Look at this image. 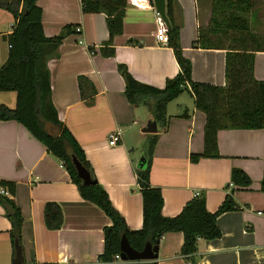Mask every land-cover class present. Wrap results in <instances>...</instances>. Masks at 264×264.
Returning a JSON list of instances; mask_svg holds the SVG:
<instances>
[{"label":"crops","instance_id":"obj_1","mask_svg":"<svg viewBox=\"0 0 264 264\" xmlns=\"http://www.w3.org/2000/svg\"><path fill=\"white\" fill-rule=\"evenodd\" d=\"M41 8L43 32L58 35L65 25L73 32L61 41L50 58L51 99L59 120L83 149L97 182L130 229L142 226V198L135 169L145 156L147 134L142 128L153 121L147 105H133L125 97V81L117 66L125 65L142 83L162 88L179 72L173 50L155 38L157 13L150 0H127L123 30L112 39L113 55L101 52L108 39L104 13H83L80 0H36ZM211 0H175L173 16L179 25V45L191 63L196 82L223 86L225 49L193 47L199 27L208 23ZM15 18L0 7V65L7 59L8 36ZM80 28L76 32V27ZM250 30L264 39V0L250 14ZM264 41V40H263ZM262 46V45H261ZM264 48V45L262 46ZM110 48V46H105ZM253 75L264 80V49L254 52ZM90 84L78 87V77ZM189 99L182 96L186 92ZM0 104L15 107L16 94L0 91ZM167 126L156 122L149 183L159 187L162 214L177 215L198 192L208 211L214 212L230 194L237 207L216 218L220 236L199 238L190 257L180 253L181 232L165 233L157 246V264H264V127L217 131V155L191 161L203 152L205 114L195 108L192 94L184 90L166 107ZM120 130L117 144L108 135ZM138 158V159H137ZM243 170L251 182L238 187L231 171ZM15 184L14 200L21 210V245L24 264H94L103 249V227L111 223L96 204L83 199L61 161L48 152L16 120H0V180ZM56 203L62 212L59 229H49L44 206ZM11 224L0 205V264L13 263ZM120 262V260H115ZM22 263V264H23ZM115 264V263H97Z\"/></svg>","mask_w":264,"mask_h":264},{"label":"trees","instance_id":"obj_2","mask_svg":"<svg viewBox=\"0 0 264 264\" xmlns=\"http://www.w3.org/2000/svg\"><path fill=\"white\" fill-rule=\"evenodd\" d=\"M260 0H211L208 23L199 27L193 47L225 49V78L223 86L196 82L191 78V63L182 54L179 45V25L173 16L175 0H165L166 15L170 22L167 30L168 46L172 48L179 72L168 78L162 88L135 80L123 64L117 66L125 81L124 94L135 106H149L153 121L163 129L167 126V104L184 90L189 91L196 109L205 114L203 129V152L191 154L190 160L201 156L217 155V131L229 128L254 129L264 127V80L253 75L254 52L263 50L264 39L250 30V14ZM152 3V0H150ZM127 0H80L83 13H104L108 39L101 52L113 55L112 39L123 30V17ZM0 7L8 10L15 18L13 30L8 36L7 59L0 65V91L16 94L15 107L0 104V120H16L40 142L48 152L59 159L76 185L80 196L96 204L109 217L111 223L103 227V249L97 263L157 264L155 260H120V239L125 235L130 246L141 250L146 242L157 245L168 232H181L183 242L180 253L191 256L196 251L199 238L214 239L220 236L216 218L223 212L235 209L230 194L225 196L216 211L210 212L203 195L189 199L175 216L162 214L163 197L159 187L149 183V171L157 134H147L145 142L144 168H136V181L142 198V226L130 229L124 217L111 203L105 189L97 182L93 170L86 160L83 149L70 130L59 120L51 99L50 73L47 62L57 54L62 39L73 32L74 25L67 24L55 36L43 32L41 8L36 0H0ZM110 48H105V46ZM262 45V46H261ZM90 84L86 77H78V87ZM75 157L88 171L93 183L85 185L77 176L72 162ZM231 182L238 187H247L251 180L241 169L231 171ZM0 205L9 220V231L13 256L15 241L21 246L23 216L14 200L15 184L0 180ZM264 194V171L260 182ZM44 221L49 229H59L62 212L54 202L44 206ZM23 254V250H22ZM94 263V264H97ZM24 264V263H23ZM190 264H195L190 260Z\"/></svg>","mask_w":264,"mask_h":264},{"label":"water","instance_id":"obj_3","mask_svg":"<svg viewBox=\"0 0 264 264\" xmlns=\"http://www.w3.org/2000/svg\"><path fill=\"white\" fill-rule=\"evenodd\" d=\"M156 13H158L161 19L164 21L167 28L170 27V22L166 15V2L165 0H152ZM142 131L145 133H155L157 131V126L155 122H148L143 128ZM72 162L76 169L77 176L82 180L83 184L88 185L93 183V180L90 178L88 171L79 163V161L73 157ZM147 159L145 156H141L137 162L138 168H144L146 166ZM15 256L13 258L14 264L23 263V254L22 248L15 241ZM120 259L125 260H154L157 258V245L152 246L149 242L144 244V247L141 250L133 249L126 236L122 235L120 239Z\"/></svg>","mask_w":264,"mask_h":264},{"label":"built area","instance_id":"obj_4","mask_svg":"<svg viewBox=\"0 0 264 264\" xmlns=\"http://www.w3.org/2000/svg\"><path fill=\"white\" fill-rule=\"evenodd\" d=\"M75 30L76 32H79L80 28L77 26ZM167 30L168 28L166 27L164 21L161 19L160 15L157 13V26L155 30V38L159 44L168 45ZM119 139H120V130L115 129L112 132H110L108 135V144L111 146L115 145L118 143ZM0 191L4 192L2 189H0ZM196 194H199V193L196 192L195 195ZM115 259L121 260L119 255H115Z\"/></svg>","mask_w":264,"mask_h":264},{"label":"rangeland","instance_id":"obj_5","mask_svg":"<svg viewBox=\"0 0 264 264\" xmlns=\"http://www.w3.org/2000/svg\"><path fill=\"white\" fill-rule=\"evenodd\" d=\"M186 92V91H185ZM182 96H185L187 99H189V94L186 92ZM138 159V158H137Z\"/></svg>","mask_w":264,"mask_h":264}]
</instances>
